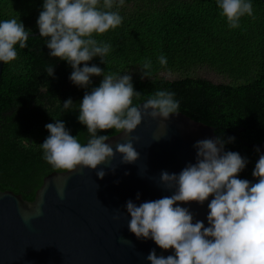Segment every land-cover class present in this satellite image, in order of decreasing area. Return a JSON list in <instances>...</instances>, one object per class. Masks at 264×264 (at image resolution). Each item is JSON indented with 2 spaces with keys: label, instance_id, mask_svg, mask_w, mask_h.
Here are the masks:
<instances>
[{
  "label": "trees",
  "instance_id": "1",
  "mask_svg": "<svg viewBox=\"0 0 264 264\" xmlns=\"http://www.w3.org/2000/svg\"><path fill=\"white\" fill-rule=\"evenodd\" d=\"M249 2L253 15L230 28L217 0H124L123 6L111 9L122 16V24L93 36L112 46L106 64L100 57L88 62L105 73L131 74L134 89L142 94L133 98V106L158 90L175 93L179 112L213 126L225 141L235 138L226 143L225 151L247 160L238 175L247 180L257 145L264 141V1ZM43 4L44 0H0V22L15 18L31 30L27 47L15 46L17 59L3 62L0 76V188L23 197L31 196L48 173L58 171L44 160L40 147L50 135L47 124L62 120L72 136L87 143L90 134L78 121V103L103 80V75L93 76L89 86H77L70 80L71 65L49 56L47 38L40 37L37 25ZM161 55L166 65L158 62ZM149 60L151 75L142 78L141 68ZM51 65L54 75L48 76ZM199 69L224 81L200 77ZM68 99L74 104L64 109ZM114 133L112 129L97 134Z\"/></svg>",
  "mask_w": 264,
  "mask_h": 264
},
{
  "label": "clouds",
  "instance_id": "2",
  "mask_svg": "<svg viewBox=\"0 0 264 264\" xmlns=\"http://www.w3.org/2000/svg\"><path fill=\"white\" fill-rule=\"evenodd\" d=\"M123 4L124 0H118V4L116 0H103L102 7L101 0H44L37 25L40 37L47 38L49 56L71 65L70 80L77 86L87 87L91 77L103 75L100 85L86 92L78 103V121L87 126L90 134L86 144L80 143L78 136H72L62 120L45 126L50 135L40 144L43 158L58 171L71 173L78 167L99 169L96 175L103 179L106 172L98 166L109 164L117 153L121 164L140 159L134 146L140 137L131 134L145 117L167 121L180 114L175 93L158 90L142 104L133 106V98L142 94L134 89L131 74L105 73L95 64L89 66L94 57H100L101 63L106 64L104 58L112 46L93 36L122 24V16L111 9ZM217 4L230 28L240 27L243 16L253 15L249 0H217ZM30 31L15 18L0 22V61L7 64L17 59L15 46L26 48ZM158 62L166 65L167 59L161 55ZM151 66L150 60L144 62L142 78L150 77ZM46 71L48 76L54 75L52 65ZM73 104L68 99L63 108L69 109ZM112 129L131 139L117 143L114 149L106 143L111 136L97 134ZM234 140V137L227 141L223 137L197 140L192 145L196 154L194 163H187L179 173L166 170L160 173L159 182L172 193L170 196L139 205L127 201L129 231L138 239L153 240L164 251L174 250V255L158 256L152 249L146 257L150 264H264V155H260L252 173L258 182L239 179L247 160L238 152L225 151L226 143ZM115 169L111 167L113 172ZM57 193L63 199L62 187ZM209 197L212 199L207 205V226L202 220L194 222L190 209L180 206L192 202L203 205ZM42 214L39 207L34 213H21L25 223Z\"/></svg>",
  "mask_w": 264,
  "mask_h": 264
},
{
  "label": "water",
  "instance_id": "3",
  "mask_svg": "<svg viewBox=\"0 0 264 264\" xmlns=\"http://www.w3.org/2000/svg\"><path fill=\"white\" fill-rule=\"evenodd\" d=\"M2 65L0 61V76ZM179 113L167 121L145 117L131 134L140 137L134 141L140 159L121 164L117 153L109 164L98 166L106 172L103 179L96 175L99 169L78 167L71 173H48L29 197L0 188V264H150L146 257L152 249L158 256L174 255V250L164 251L153 240L138 239L129 231L125 205L128 200L139 205L170 196L159 182L161 171L179 173L195 162L192 145L197 140L219 137L213 126ZM131 136L116 132L106 143L115 149ZM257 148L255 165L264 155V141ZM252 173L248 180L254 183ZM211 199L203 205L180 206L190 209L194 222L202 220L207 226ZM37 207L43 214L25 223L22 211L34 213Z\"/></svg>",
  "mask_w": 264,
  "mask_h": 264
},
{
  "label": "rangeland",
  "instance_id": "4",
  "mask_svg": "<svg viewBox=\"0 0 264 264\" xmlns=\"http://www.w3.org/2000/svg\"><path fill=\"white\" fill-rule=\"evenodd\" d=\"M197 75L200 77L206 78L214 83H220L223 82L224 80L219 78L218 76L214 75L212 72L207 71L206 69H199L197 72ZM169 75H166L168 77Z\"/></svg>",
  "mask_w": 264,
  "mask_h": 264
}]
</instances>
